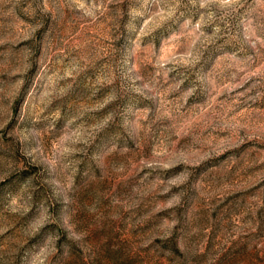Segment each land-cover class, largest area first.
<instances>
[{"label": "rangeland", "instance_id": "obj_1", "mask_svg": "<svg viewBox=\"0 0 264 264\" xmlns=\"http://www.w3.org/2000/svg\"><path fill=\"white\" fill-rule=\"evenodd\" d=\"M0 264H264V0H0Z\"/></svg>", "mask_w": 264, "mask_h": 264}]
</instances>
